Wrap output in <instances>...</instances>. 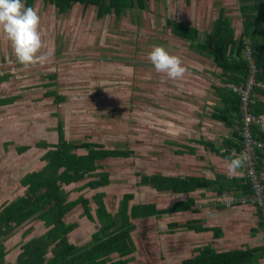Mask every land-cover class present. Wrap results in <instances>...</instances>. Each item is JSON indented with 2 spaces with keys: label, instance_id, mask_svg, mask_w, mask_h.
Returning a JSON list of instances; mask_svg holds the SVG:
<instances>
[{
  "label": "rangeland",
  "instance_id": "rangeland-1",
  "mask_svg": "<svg viewBox=\"0 0 264 264\" xmlns=\"http://www.w3.org/2000/svg\"><path fill=\"white\" fill-rule=\"evenodd\" d=\"M237 5V0H190L188 7L184 6L183 0H164L158 3L150 0L142 11L129 9L119 19L111 14L98 20L94 7L84 8L81 4H75L66 14H59L53 6L35 0L32 8L40 16V33L45 45L41 52L49 55V62L24 69L17 62L10 43L0 32V58L7 59L6 65H10V68H0V72L15 75L25 73L30 80L40 85L55 82L50 89H55L65 97L63 103H53L49 115L51 118L45 114L46 110L44 111V126L47 132L40 133L38 140L46 137L48 142L56 143L55 127L57 122L61 121L67 141H95L108 148L132 151L129 158L108 159L102 163L100 172H107L110 179V184L101 191L105 194L104 201L109 211L126 193L134 195L131 204L154 203L161 208L160 196L148 187L138 185L139 177L136 172L149 175L150 172L158 170L161 147L165 145L160 137L161 127L167 123L169 135L176 131L175 120L166 121L163 117H172L167 112L177 110V100L180 99L177 102L179 104L188 103V98L195 94L191 86L195 68H212L207 65L208 62L197 58V53L190 50L189 42L170 33L165 20L186 21L188 24L194 23L199 28H204L200 32L201 40L203 31L210 29L219 9L226 6L229 7V20L236 37L239 33L240 15L239 9L236 10ZM260 11L264 13V9ZM249 13L254 21L253 28H264V22H256L255 16L258 12L249 10ZM154 46H163L171 54L182 59L186 67L182 79L170 80L165 74L155 71L148 60V54ZM246 50L248 49L245 48ZM51 75L55 76V80L49 78ZM34 82L29 81V84L36 86ZM29 99L25 95L18 98V110L21 113L30 109ZM53 114L57 115V118ZM20 116L24 119L23 115ZM162 134H166L165 131L162 130ZM176 139V136L173 140L171 137L165 138L166 142L172 143ZM35 142L36 140H32V144L27 145H32L27 148L30 152L28 157L13 162V168L10 167V175L13 174V177L9 179L14 180V183L9 189L10 192L14 190L18 197L25 194V187L18 184L25 164H34L33 168L38 171L47 161L41 159L47 149ZM151 163H154L153 166ZM81 184L82 182H78L64 186L68 193L67 198L74 200L83 196L89 199V208L93 215L95 204L92 196L97 192L85 189L78 193L77 188ZM9 200L5 196L0 199V212ZM164 205H167V202ZM62 221L64 224L76 225L74 233L72 230V234H67V241L77 247L88 243L97 228V220L86 221L77 210L65 214ZM157 222L156 232L159 234L163 225ZM48 230L49 228L33 215L8 235L0 236L5 253L3 261L7 263L9 258H15L16 261L21 247L26 242L42 239ZM171 240L174 238L165 236V246L161 248L159 237L154 233L143 240L140 239L139 249L130 264H162ZM46 257H49L48 253ZM117 259L118 257L111 255L109 262Z\"/></svg>",
  "mask_w": 264,
  "mask_h": 264
},
{
  "label": "trees",
  "instance_id": "trees-1",
  "mask_svg": "<svg viewBox=\"0 0 264 264\" xmlns=\"http://www.w3.org/2000/svg\"><path fill=\"white\" fill-rule=\"evenodd\" d=\"M35 0H23L25 7H32ZM44 5L53 6L59 14H66L75 4H81L84 8L94 7L96 18L100 20L105 15H113L119 19L129 9L142 11L150 0H40ZM160 2L164 0H154ZM184 6L190 5V0H183ZM239 14L242 18L241 33L235 38L234 29L227 17L223 16L222 9L219 10L209 32L201 33L192 26L182 22L166 19L165 24L170 33L181 40L188 41L189 48L201 56L212 59V62L221 70L223 86L215 87V94L224 105L229 101L232 106H227V111H234L240 117L239 95L233 93L228 84L238 85L243 83L248 75L249 67L245 55V48L251 53L253 65L256 70L255 86L250 95L249 112L260 118V111L254 103L253 97L256 86L264 82L261 68H264V28L260 30L253 28L254 21L250 12L255 10L258 14L257 20L264 21V0H237ZM251 5H250V4ZM253 29H252V28ZM1 75V74H0ZM55 80V76H49ZM55 82L46 83L45 89L53 87ZM42 97L52 98L53 103L61 104L65 97L56 92L55 89L43 91ZM54 115V114H53ZM57 118V115H54ZM219 121L226 117H217ZM227 120V119H226ZM228 124V123H227ZM253 134L256 126L252 127ZM57 142L51 143L47 140H39L37 145L47 149L41 157L45 162L41 170H29L24 173L20 180L21 186L25 187V194L9 202L0 212V236L19 227L24 221L33 215L41 220L49 230L42 239H31L21 248V253L15 264H127L132 261L135 246L131 238L134 224L131 219L147 220L159 218L162 215L188 209L192 202L186 205L175 203L168 209H157L153 203L132 204L134 195L124 194L119 201L118 210L114 215L109 212L104 202L105 194L97 192L92 196L95 204L94 215L99 224L97 230L91 235L88 243L77 247L67 241V234L76 227L75 224H64L62 217L77 206L82 208V215L90 221H94L89 208V200L78 196L74 200H68V193L64 186L72 183L82 182L77 192L85 189L96 190L107 187L110 184L107 172H100L102 162L111 159L129 158L132 151L125 149L108 148L103 143L95 141H82L74 143L67 141L64 137L63 123L57 122L55 127ZM241 150V138H240ZM83 151L79 153V151ZM259 150L257 154L259 155ZM243 168V167H242ZM258 171V165L256 166ZM244 171V169H243ZM259 173V171H258ZM245 175V174H244ZM141 186L153 189L156 192L172 191L173 193H187L197 187L206 185L207 182L196 178H167L159 174H143L136 172ZM241 188L242 194L250 192V184L246 177ZM82 180V181H81ZM85 180V182H83ZM262 181V179H261ZM262 184L264 185L263 181ZM175 223L168 227L175 228ZM49 257H46V254ZM4 247L0 243V264L3 261ZM116 254L117 260L109 262L110 256ZM247 254L244 258L243 255ZM242 258L239 260L238 258ZM255 255L252 250L247 252H223L216 253L211 248L200 250L199 254L187 259L182 264H242L244 259L251 261Z\"/></svg>",
  "mask_w": 264,
  "mask_h": 264
},
{
  "label": "crops",
  "instance_id": "crops-1",
  "mask_svg": "<svg viewBox=\"0 0 264 264\" xmlns=\"http://www.w3.org/2000/svg\"><path fill=\"white\" fill-rule=\"evenodd\" d=\"M238 8L237 5L236 10ZM220 9L223 11V16L229 19V7L224 6ZM216 18L212 20L211 27L207 32L211 30ZM238 19L240 27L238 25L239 33L235 38L241 33L242 18L240 15ZM259 21L264 22L262 20L256 22ZM181 22L188 26H196L194 23ZM195 28L199 33L204 29L198 26ZM190 50L197 53L192 49ZM195 55L198 59L208 62L207 65L212 68H195L191 81L195 94L188 98V103L179 104L177 102L180 99L177 100V110H170L172 113L167 112L172 117H163V120L166 121L175 120L176 131L169 135L166 128L167 123L163 124V128L161 127L162 136L160 137L165 145L161 147L158 170L150 172L149 175L159 174L167 178L181 179L190 177L202 180V183L205 180L207 184L187 193L156 192L150 188L161 198V208L153 203L157 209H168L175 203L184 206L189 201L192 202V205L188 209L183 208L159 218L131 219L134 228L130 235L135 246V252L139 249V240H143L154 233L159 237L161 248L165 246V236L174 238L173 241L169 242L166 258L162 264H182L183 261L197 256L200 250L207 247L216 253L252 250L255 257L251 261L244 259L242 264H264V227L259 212L250 205L226 207L222 204L224 196L244 195L241 190L245 180L243 168L240 167L231 175L227 171L230 159L240 155V117L234 111H227V106H232L233 102L229 101L227 105H224L225 103L221 102L215 94V87L223 86L222 79L226 76L221 75V70L216 68L211 58L201 56L198 53ZM2 60L3 62H1ZM0 62V68H10L9 64L6 65L7 59L0 58ZM260 71L264 75V68H261ZM29 81L34 82L25 73L17 75L2 73L0 75V199L5 196L7 200L10 199L9 202L18 197L14 190L10 192L9 189L14 183V180L9 179V177H13V174L10 175V167L13 168V162L22 161L28 157L30 152L27 148L32 145H27L32 144L30 143L32 140H36L35 143H37L40 133L47 132V128L44 126L46 118L43 113L46 110L45 114L49 117L50 110L53 109V99L42 97L43 91H50L52 88L44 89L38 82H34L38 87L32 86ZM255 89L253 101L256 102V107L261 112L260 118L262 120L256 128L257 135L255 136L257 140L263 143L262 149L259 150L257 165L264 183V82H260ZM22 95L30 98L29 104L31 105L30 109H27V112L23 110V113L18 110L19 105L17 104L19 103L18 98ZM20 114L23 115L24 119H21ZM217 117H226L227 120L219 121ZM162 130L166 134L163 135ZM174 136L177 137L174 143L166 142V137H171L173 140ZM40 140H46V137ZM154 163L151 165L153 166ZM33 165L25 164L22 168L24 172L21 177L29 170H33ZM20 180L18 179V184ZM103 188L105 187L98 188L95 192H101ZM120 199L116 202L115 207L112 206L110 210L112 215L118 210ZM104 202L106 204V201ZM165 202L167 205H164ZM132 204L129 201V206ZM73 210L79 211L84 220H89L82 215L80 206ZM92 216L95 221L94 211ZM157 221L163 225V228L159 229L162 231L159 234L156 232ZM172 223L177 226L175 228L168 227V224ZM96 227H99L98 222ZM167 227L168 229H166ZM72 230L69 234H72ZM135 252L132 255L133 259ZM113 255L116 256V254ZM246 256L247 254L243 255L244 258ZM241 258L242 256L238 259ZM6 262V264H15L16 261L15 258H9Z\"/></svg>",
  "mask_w": 264,
  "mask_h": 264
},
{
  "label": "clouds",
  "instance_id": "clouds-1",
  "mask_svg": "<svg viewBox=\"0 0 264 264\" xmlns=\"http://www.w3.org/2000/svg\"><path fill=\"white\" fill-rule=\"evenodd\" d=\"M0 32L24 69L49 62V55L41 52L45 45L40 33V16L34 8L25 7L23 0H0ZM148 60L157 73L165 74L170 80H180L186 73L182 59L163 46H154ZM246 159L245 154L231 158L228 173H235Z\"/></svg>",
  "mask_w": 264,
  "mask_h": 264
},
{
  "label": "built area",
  "instance_id": "built-area-1",
  "mask_svg": "<svg viewBox=\"0 0 264 264\" xmlns=\"http://www.w3.org/2000/svg\"><path fill=\"white\" fill-rule=\"evenodd\" d=\"M248 49V48H247ZM251 51H245V56L248 61L249 72L243 83L238 85L228 84V88L235 94L239 95L240 100V138L241 150L240 155L245 154L247 159L244 165V174L250 184V192L240 196H224L222 204L226 207L231 206H253L261 215L262 224L264 227V185L262 184L260 174L257 171L258 154L263 143L256 139L253 134V126H259L262 122L261 118L253 116L249 112V99L255 86L256 70L251 58ZM2 74V72H0Z\"/></svg>",
  "mask_w": 264,
  "mask_h": 264
},
{
  "label": "bare ground",
  "instance_id": "bare-ground-1",
  "mask_svg": "<svg viewBox=\"0 0 264 264\" xmlns=\"http://www.w3.org/2000/svg\"><path fill=\"white\" fill-rule=\"evenodd\" d=\"M256 128H257V126H256Z\"/></svg>",
  "mask_w": 264,
  "mask_h": 264
}]
</instances>
